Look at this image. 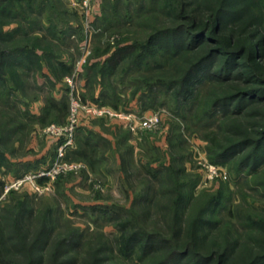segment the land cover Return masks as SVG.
I'll return each mask as SVG.
<instances>
[{"label": "rangeland", "instance_id": "374dc122", "mask_svg": "<svg viewBox=\"0 0 264 264\" xmlns=\"http://www.w3.org/2000/svg\"><path fill=\"white\" fill-rule=\"evenodd\" d=\"M202 1L186 2L193 3L197 12L200 5L209 2ZM246 1L254 7L258 4ZM80 2L20 0L12 3V16L0 17V47L13 48L15 53L29 48L37 55L32 65H8L10 73L0 86L3 247L20 259L23 257L18 249L26 246L29 259L43 257V264H52L53 257L58 256L57 263L63 260L67 249L63 244L72 239L81 243L74 252L77 264H94L98 255L106 256L108 264H158L163 255L152 262L140 260L141 254L138 260H117L114 254V259L110 258L121 232L119 220L110 218L106 207H121L120 216L133 220L130 231L163 232L172 239L180 225L177 211L186 214L184 221L189 228L196 215L209 208L205 217L217 224L205 230L197 243L207 246L214 242L223 249L228 245L232 258L229 264L250 263L264 253V167L257 173L239 167L248 149L228 163H215L212 158L219 144L222 147L248 138L258 140L260 129L254 125L261 121L257 116L264 109L251 106L246 113L223 120L221 115L206 116L212 101L233 93L231 87L236 82L207 83L198 94V104L194 103L189 112L176 102L174 93L149 94V74L142 68L130 73L120 69L104 78L96 62L103 63L121 42L145 43L157 32L163 16L144 14L137 0H103L101 17L93 22L89 19L90 54L83 62L87 33ZM251 2L243 6L250 7ZM92 4L93 0L90 14ZM146 4L148 8L149 0ZM192 8L190 5L186 14L192 15ZM258 10L264 13V5ZM62 30L67 32L62 34ZM192 54L181 63L192 60ZM55 58L72 66V73L56 74L58 80L42 75H52L50 70L58 62ZM178 61L166 70V80L176 78ZM67 78L74 79L73 94L83 103H103L115 112L135 117L155 112L161 122L155 128L134 133L121 118L83 115L74 145L66 154L67 161L80 164V168L59 176L50 191L40 193L31 180L25 179L51 167L55 160L60 139L49 134L48 128L68 124L71 88ZM10 87L13 92L8 94L6 89ZM52 102L58 108L52 107ZM92 126H101L112 139L91 132ZM87 140L91 146L84 144ZM213 167L217 173L211 177ZM20 180L24 182L17 184ZM182 194L184 199L178 203ZM219 194L223 195V204L212 211L211 199ZM35 240L38 243L30 248Z\"/></svg>", "mask_w": 264, "mask_h": 264}, {"label": "trees", "instance_id": "16d2710c", "mask_svg": "<svg viewBox=\"0 0 264 264\" xmlns=\"http://www.w3.org/2000/svg\"><path fill=\"white\" fill-rule=\"evenodd\" d=\"M15 1L20 0H0V17L4 14L12 16L14 10L12 3ZM146 1L137 0L136 5L139 10L145 9L146 15L163 16L159 24L161 26L145 43L137 40L127 44L121 42L113 54L104 59L102 65L96 62L101 66L100 70L104 78L120 69L130 73L138 71L136 68H142L144 74H149L146 78V90L149 94L153 95L156 91L166 94L174 93L176 102L183 108L186 107L189 112L192 111L191 107L194 103L198 104V94L202 87L207 86V83L215 85V83H223L220 81L236 82L237 84L231 87L233 93L212 101L210 107L212 109L205 112L206 116L211 118L221 115L220 118L223 120L235 114L246 113L251 106L260 105L264 109V30L262 29L264 13L258 10L264 5V0H253L258 3L256 7L251 1L246 0H209L202 5L199 2L200 7L197 12L194 4L187 3V0H149L148 8ZM247 2H251L252 5L244 7L243 5ZM190 5L193 6L190 11L192 15L186 14ZM105 12L103 9V14ZM106 18L104 16L105 20ZM66 32L62 30L60 33ZM55 34L58 32L56 31ZM14 36L11 37L15 39ZM12 49L0 47V86L6 83V76L10 73L6 70L8 65L25 67L26 64H34L37 57L36 52L29 48L19 50L17 53L15 49L12 53ZM190 53H194L193 59L190 58V62L187 60L181 63L185 57L190 56ZM55 60L58 62L57 66L50 70L52 75L44 72L42 75L49 78L55 77L58 80L56 74L72 73L73 67L67 62L56 58ZM174 61H178L175 64L177 76L166 80L165 76L168 74L166 70L174 65ZM11 89V87L6 89L8 94L13 92ZM104 91H107L106 87ZM52 107L58 108V104L52 102ZM257 117L261 121L254 127L260 129L257 132L259 139L254 141L248 138L222 147L219 144L220 149L213 154V162L228 163L239 155H243L248 149L239 167L250 169L254 173L264 167V111ZM84 144L91 146L88 140ZM183 199L182 194L177 202L181 203ZM211 201L213 206L210 204V207L212 211H216L223 204V195L219 194ZM120 208L110 206L105 209L109 211L107 213L110 218L119 220L117 226L121 232L115 240L116 250L111 249L112 252H110L112 260L113 254L117 260L122 261L138 260L141 254L139 259L145 262H152L155 257L163 255L158 264H229L232 261L228 245L223 246V249L214 242L207 246H200L197 243L199 236L205 230H211L217 224L215 220L205 217V214L210 211L209 208L198 213L189 228L184 221L186 214L181 210L177 211L176 217L180 219V225L176 236L174 235L175 239L165 236L163 232L149 233L137 229L130 231L133 220L125 218L126 216L121 217ZM3 236L0 226V264L44 263L43 257H40L38 261L34 258L29 259L26 254L28 248L23 245L21 249H18L20 257L23 258L11 256L10 252L4 248L5 246L3 247ZM35 243H38V240H35L30 248ZM63 245L67 247L63 254L65 257L59 263H57L58 256L53 257L52 264H77L74 252L75 248L81 245L80 241L67 239ZM220 249H223L222 252ZM23 252L25 254H22ZM94 264H108V260L106 256L98 255L95 257ZM248 264H264V253Z\"/></svg>", "mask_w": 264, "mask_h": 264}, {"label": "built area", "instance_id": "2783aa9c", "mask_svg": "<svg viewBox=\"0 0 264 264\" xmlns=\"http://www.w3.org/2000/svg\"><path fill=\"white\" fill-rule=\"evenodd\" d=\"M81 8H83L86 15V33L87 38L85 45L82 46V50L85 53L83 57V62L86 61V57L90 54L89 49V32H91L92 26L90 19V9L92 0H81ZM78 71V69L76 70ZM74 79L67 78V82L71 88V104H70V117L68 124L65 126L59 127L52 125L48 128V133L59 138L60 142L58 148L56 149V157L51 167L44 168L39 171L34 176H27L26 180L32 181V186L35 191L40 193H45L50 191L55 180L70 171L80 168V164L72 163L67 161V150L74 145L75 134L78 128L81 126L83 115L84 117H105L110 116L113 118H121L126 121V125L134 132H140L146 129H151L157 127L161 122V116L158 113H148L142 117H135L129 115H123L122 113L115 112L108 106L99 105V104H90L83 103L81 100L76 98L73 94L75 88L73 85ZM211 177L216 175V170L212 168ZM35 180V181H33ZM43 180V181H42ZM42 181V182H41ZM23 180H20L18 183H23Z\"/></svg>", "mask_w": 264, "mask_h": 264}, {"label": "crops", "instance_id": "0c3cea01", "mask_svg": "<svg viewBox=\"0 0 264 264\" xmlns=\"http://www.w3.org/2000/svg\"><path fill=\"white\" fill-rule=\"evenodd\" d=\"M103 0H93V4H92V12L90 14V20L97 19V17H99L101 15L102 9L101 6L103 5ZM102 3V4H101ZM83 90H84V85H83ZM87 125V126H86ZM86 128L88 127V124H85ZM91 132L103 136V137H108L109 139H112V137L109 135H107L106 133L103 132V128L101 126H92L91 128H89ZM103 129V130H102Z\"/></svg>", "mask_w": 264, "mask_h": 264}]
</instances>
